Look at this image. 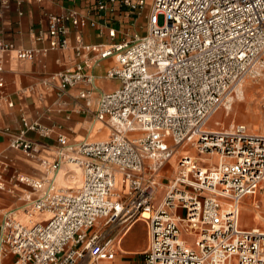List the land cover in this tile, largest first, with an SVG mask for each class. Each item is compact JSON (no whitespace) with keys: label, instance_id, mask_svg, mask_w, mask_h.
<instances>
[{"label":"built area","instance_id":"1","mask_svg":"<svg viewBox=\"0 0 264 264\" xmlns=\"http://www.w3.org/2000/svg\"><path fill=\"white\" fill-rule=\"evenodd\" d=\"M96 10L92 20L76 11L49 15L50 40L42 49L17 48L0 36V53L15 52L32 61L68 49L72 28H97L104 14L128 10L146 14L147 22L145 35L131 41L115 42L114 21L109 45L84 44L78 37L77 55L95 56L43 81L52 87L59 83L58 100L70 88L90 85L91 91L79 93L89 108L98 91L90 71L114 57L107 78L121 86L110 93L98 91L95 112V119L111 128V138L69 144L58 137L56 160L42 162L49 177L19 178L39 192L36 199L26 197L28 215L47 212L50 220L25 225L6 214L0 252L12 254L14 264H89L87 257L112 261V242H102L100 234L90 231L101 220L105 226L144 220L149 236L144 264H264V231L240 225L244 199H254L255 208H261L256 198L264 185V121L259 135L245 124L222 131L208 128L236 89L264 72V0H97ZM34 38L44 40L41 33ZM29 132L50 137L53 130L23 118L19 133L4 131L12 149L34 158L39 145L26 138ZM180 147H185L181 155ZM204 158L209 162L201 163ZM174 159L176 176L157 204L161 172ZM65 164L83 169L82 188L76 192L55 186ZM118 176L128 186L124 198L116 191Z\"/></svg>","mask_w":264,"mask_h":264},{"label":"crops","instance_id":"2","mask_svg":"<svg viewBox=\"0 0 264 264\" xmlns=\"http://www.w3.org/2000/svg\"><path fill=\"white\" fill-rule=\"evenodd\" d=\"M7 1L8 5L5 7L2 6V0H0L2 11L0 36L6 42L23 49H42L48 46L50 40L49 15L76 11L88 16L91 20L97 15V0ZM104 15V18L99 19L97 28L91 26L82 29L72 28L69 35L70 46L66 50L50 51L45 55H38L32 61L19 59L15 52L0 53V80L3 82V87L0 88V184L4 185V189H0V229L6 214H12L15 219L25 225L46 224L50 220L51 214L47 212H37L31 217L28 215L27 211L30 210L31 203L26 197L31 195L32 199H36L39 197V192L21 182L19 178L44 181L49 177L42 162L53 163L56 160L58 137H65L69 144L84 141H107L111 138V128L105 122L97 121L95 112L99 100L98 91L110 93L121 86L119 80L107 78L110 68L116 65L114 57L103 60L98 67L90 71L95 77V87L98 91H93L92 105L89 108L85 106L84 100L79 98V93L83 90L91 91L90 85L81 84L70 88L62 99L58 100L59 94L56 86L59 83L55 82L54 87L43 84V81L50 76L73 68L85 59L95 56L94 53L77 55L78 37L84 44L109 45L112 41L108 29L113 21L118 30L115 42L131 41L136 35H145L146 14L140 16L124 10ZM104 24L107 27H104ZM40 33L44 40L37 42L34 37ZM59 101L64 104L59 106ZM23 118L29 124L39 123L53 130L50 137H42L35 132L27 134L28 140L39 145L38 155L34 158L20 150L12 149L11 137L4 133L5 130L14 134L19 133L22 129ZM251 132L254 133L252 130ZM186 152L193 157H199L193 148H187ZM201 163L206 162L201 161ZM176 168V159L163 168L160 179L161 187L157 192V204L164 196L165 185L176 176ZM83 177L81 167L65 164L55 177V186L58 189L76 192L82 188ZM262 190H264V185L260 192ZM116 191L123 198L128 193V186L122 183L120 176L117 178ZM249 199L253 200L252 204L255 207V200ZM257 201L260 203L259 199ZM95 233L101 235L102 242L108 240L112 242L115 257L112 261L99 262H92L87 257L86 262L89 264H144V254L149 248L146 221L139 220L131 226L125 224L105 226L104 220H101L96 228L90 231V235ZM184 239L191 244L194 242L193 238L187 235H184ZM14 262L15 257L12 254L6 250L0 252V264H14Z\"/></svg>","mask_w":264,"mask_h":264},{"label":"rangeland","instance_id":"3","mask_svg":"<svg viewBox=\"0 0 264 264\" xmlns=\"http://www.w3.org/2000/svg\"><path fill=\"white\" fill-rule=\"evenodd\" d=\"M150 1V0H149ZM147 6V11L149 10ZM160 26L165 24L164 18H159ZM232 102L226 104L209 121L208 128L222 131L231 129L233 125L245 124L254 134L259 135L262 132L263 106H264V72L258 78H249L237 93H233ZM230 106L229 109L226 107ZM185 152V147H180L178 154ZM198 154V153H197ZM203 162L206 161L205 158ZM256 199L260 200V210L254 207L253 200L244 199V206L241 213V226L245 229L260 228L264 230V190H262ZM256 220V222H253Z\"/></svg>","mask_w":264,"mask_h":264},{"label":"bare ground","instance_id":"4","mask_svg":"<svg viewBox=\"0 0 264 264\" xmlns=\"http://www.w3.org/2000/svg\"><path fill=\"white\" fill-rule=\"evenodd\" d=\"M246 81H247V80H245L244 83H245ZM244 83H243V84H244ZM243 84H242V86H243ZM242 86H241V87H242ZM241 87L237 88L236 91H235L234 93H237V92L240 90ZM233 99H234V98L230 97V99H229L230 102H232ZM229 108H230V106L226 107V109H229ZM214 116H215V115H214ZM214 116H213V117H214ZM213 117H212V118H213ZM212 118H211V119H212ZM213 131H214V130H213ZM242 209H243V208H242ZM262 231H264V230H262Z\"/></svg>","mask_w":264,"mask_h":264}]
</instances>
